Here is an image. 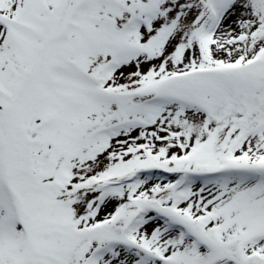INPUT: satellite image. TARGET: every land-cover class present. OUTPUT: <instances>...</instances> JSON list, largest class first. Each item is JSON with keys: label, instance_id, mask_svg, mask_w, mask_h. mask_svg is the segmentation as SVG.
Returning <instances> with one entry per match:
<instances>
[{"label": "snow or ice", "instance_id": "obj_1", "mask_svg": "<svg viewBox=\"0 0 264 264\" xmlns=\"http://www.w3.org/2000/svg\"><path fill=\"white\" fill-rule=\"evenodd\" d=\"M0 264H264V0H0Z\"/></svg>", "mask_w": 264, "mask_h": 264}]
</instances>
